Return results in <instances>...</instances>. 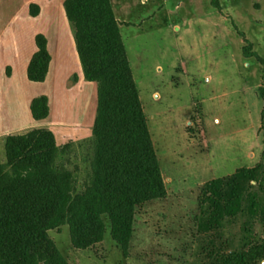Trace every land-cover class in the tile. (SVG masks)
<instances>
[{"label":"rangeland","instance_id":"374dc122","mask_svg":"<svg viewBox=\"0 0 264 264\" xmlns=\"http://www.w3.org/2000/svg\"><path fill=\"white\" fill-rule=\"evenodd\" d=\"M117 1L126 12H118L126 21L120 31L167 195L138 208L127 255L107 219L104 240L87 249L72 246L68 224L49 234L70 264H207L204 247L215 233L198 228L201 187L264 160V73L256 56L264 58V0H218L219 6L212 0ZM248 44L254 55L245 53ZM82 104L75 98L56 107L55 120L63 125L54 129L59 146L68 144L60 160L81 184L90 170L93 124L75 126L65 110L79 119ZM246 226L262 235L261 216L245 211L225 220L217 236L229 249L239 248Z\"/></svg>","mask_w":264,"mask_h":264},{"label":"trees","instance_id":"16d2710c","mask_svg":"<svg viewBox=\"0 0 264 264\" xmlns=\"http://www.w3.org/2000/svg\"><path fill=\"white\" fill-rule=\"evenodd\" d=\"M212 2L219 6L218 0ZM64 9L84 78L97 84L90 170L81 184L76 171L60 160L68 144L61 148L48 127L5 137V159L0 161V264H70L49 231L68 224L72 246L87 249L104 240L106 219L111 237L127 255L138 208L167 195L112 1L65 0ZM39 13V5L31 3L30 14ZM35 43L27 75L32 82H43L52 57L44 34L38 33ZM244 51L254 55L250 44ZM256 56L264 73V58ZM260 88L264 99V85ZM30 109L35 120L48 118V96L34 97ZM199 205V231L215 233L204 247L207 264L264 261V160L205 182ZM245 211L251 218L261 216L262 235L257 237L246 226L241 246L229 249L217 234L225 220Z\"/></svg>","mask_w":264,"mask_h":264},{"label":"crops","instance_id":"0c3cea01","mask_svg":"<svg viewBox=\"0 0 264 264\" xmlns=\"http://www.w3.org/2000/svg\"><path fill=\"white\" fill-rule=\"evenodd\" d=\"M64 1L0 0V161L5 159L7 135L35 127H48L55 132L56 127L63 125L61 120H55L57 115L60 117L56 115L59 110L56 107L61 104L70 105L75 98L82 101L79 119L73 120L75 115L65 110V117L72 119L75 126H92L95 120L97 84L84 78ZM111 1L121 26L126 21L118 12L122 16L126 12L119 1ZM31 3L40 7L37 16L30 14ZM38 33L46 36L52 59L46 80L32 82L28 79L27 67L37 50ZM39 95H47L50 103L49 117L40 121L34 119L30 109L31 100Z\"/></svg>","mask_w":264,"mask_h":264}]
</instances>
